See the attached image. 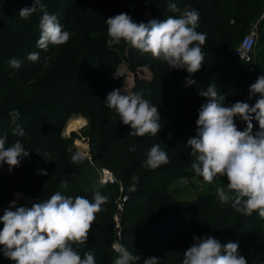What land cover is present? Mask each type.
Returning <instances> with one entry per match:
<instances>
[{
  "label": "trees",
  "instance_id": "obj_1",
  "mask_svg": "<svg viewBox=\"0 0 264 264\" xmlns=\"http://www.w3.org/2000/svg\"><path fill=\"white\" fill-rule=\"evenodd\" d=\"M165 1L182 4L184 0ZM246 1L220 3L221 14L234 19L225 30L223 40L213 24L199 28L203 30L200 33L215 44L216 54L213 53L210 68L202 74L195 73L191 79L195 77L196 83L201 85L204 77L209 78L210 84L216 85L217 93L224 96L226 107L238 101L254 105L259 96L249 98L248 89L258 77L264 76V46L257 48L252 64L233 54L246 34L245 23L237 20L252 15V6ZM32 3L33 0H0V136H6V148L19 141L30 151L11 172L6 164H0V216L13 201L16 207H30L50 199L56 192L73 199L83 196L92 200L94 192L99 191L108 201L96 214L85 244L73 245L81 256L86 251L92 252L96 264H114L110 242L116 200L121 196L125 199L119 212L120 243L141 257L137 264H143L148 257L157 258L158 264H181L183 253L193 244V238L209 235L222 245L238 243L239 254L245 257L247 264H264V250L254 244V240L250 241L257 233L264 236V221L256 212L245 216L236 212L231 202L221 204L217 196L211 195H200L193 202L181 201L169 190L175 180L194 173L191 164L195 157L190 155L191 148L186 143L195 136L198 110L206 102L198 90L184 89L188 78L186 70L171 69V76L167 72L162 79L156 75L150 79L136 78L130 89V94H140L157 107L160 131L156 135H128L131 129L119 121L114 110L105 106L106 96L118 87L116 78L110 75L112 69L107 66L108 61L119 62V58H123L129 69L140 61L156 64L148 54H141L123 41L109 47L105 21L126 13L134 22L144 23L146 13L155 11L156 0H110L106 4L91 0L83 10L78 9V5L74 7L75 0H41L62 28L70 15L78 14L79 20L74 21L70 39L65 44L50 46L49 60L39 57L35 62L29 60L28 55L39 52L37 41L42 12L38 8L27 19H21L18 14L22 8L32 7ZM256 32L264 39V16L257 21ZM13 58L21 61L19 68L9 65ZM104 59H107L105 64ZM224 59L241 72L250 69V77L241 81L243 86L238 98L226 94L225 88L211 81L216 75L213 70ZM165 66H168L166 62ZM71 114L88 120L83 132L87 156L76 152L73 138L77 136L71 133L65 137L61 133ZM234 122L238 130L245 129L246 124L239 117ZM253 125L254 134L259 128L255 120ZM18 127L23 129V136L14 134ZM157 144L168 154L169 163L150 170L143 164L151 147ZM133 145L136 150L130 152ZM73 157L78 159L73 160ZM102 168L115 178L113 183L99 182ZM41 170L47 175H40ZM134 176L138 181L136 191L132 192L129 188ZM221 177L222 187H226L227 179ZM14 194H17L15 200ZM2 227L0 224V229ZM0 264L15 262L0 252Z\"/></svg>",
  "mask_w": 264,
  "mask_h": 264
},
{
  "label": "clouds",
  "instance_id": "obj_2",
  "mask_svg": "<svg viewBox=\"0 0 264 264\" xmlns=\"http://www.w3.org/2000/svg\"><path fill=\"white\" fill-rule=\"evenodd\" d=\"M38 8L42 16L37 47L47 50L49 45L65 44L70 33L63 30L55 15L47 12L41 0H33L32 7L22 8L19 17L27 19ZM168 8L180 12L175 3H170ZM198 20L196 10H184L178 17L168 16L162 21L153 19L147 24L136 23L128 14L120 13L105 21L107 44L112 47L123 41L141 54H150L166 62L169 69L186 70L185 86H192L196 81L191 77L203 65L201 46L206 40L205 34L196 31ZM28 59L35 62L39 54L29 53ZM9 65L19 68L21 61L13 58ZM248 91L249 98L259 96L254 105L238 101L229 107L221 103L224 96L218 97L216 85H209L207 91L200 92L207 103L199 108L195 136L186 144L191 148L190 155L195 157L191 168L204 181L212 183L218 175L226 177V187L217 189L221 204L231 202L236 212L245 216L256 212L264 219V76L258 77ZM104 102L123 125L130 127L128 135L143 137L160 131L157 107L140 94L125 95L116 89ZM236 117L245 122L243 131L238 130L234 122ZM253 120L259 128L254 134ZM14 134L23 136L24 131L18 127ZM6 141V136H0V164H6L11 172L30 151L19 141L6 148ZM135 150V145L129 148L130 152ZM76 159L78 157H73ZM168 163V154L157 144L151 147L143 167L156 170ZM39 174L47 175L43 170ZM132 179L134 183L129 191L134 192L138 178ZM107 201L108 197L99 191L94 192L92 200L83 196L73 199L56 192L50 199L30 207H16L13 201L0 216L3 225L0 252L15 264H96L92 252L86 251L81 256L73 245L85 244L96 214L103 210L102 205ZM193 240L184 251L181 264H247L245 257L239 254L238 243L222 245L210 235ZM113 248L118 253L114 264H137L141 259L122 244H115ZM158 261L148 257L143 264H158Z\"/></svg>",
  "mask_w": 264,
  "mask_h": 264
},
{
  "label": "rangeland",
  "instance_id": "obj_3",
  "mask_svg": "<svg viewBox=\"0 0 264 264\" xmlns=\"http://www.w3.org/2000/svg\"><path fill=\"white\" fill-rule=\"evenodd\" d=\"M91 0H75V6L77 5V8L85 9V6H87L90 3ZM110 0H100L102 4H106ZM223 0H184L182 1V4L173 2L176 4L177 8L180 10V12H183L184 10H196L199 13V20L197 25V32H203L201 28L202 26L206 27L209 24L214 25V29L216 31V34L221 37V40H223L225 35V30L229 28L233 24L234 19L225 17L221 14L219 5ZM243 2V0H240ZM157 7L155 11L151 14L150 12L146 13L145 15V24H147L149 21L156 19V20H163L167 18L168 16H176L178 17L180 15V12H172L169 10L168 5L170 4V1L165 0H156ZM172 3V2H171ZM247 4L252 6L251 13L252 15L243 18L238 19L237 21L241 23H245V33L253 32L254 33V44L251 51V58L249 63L251 64L255 61L253 60L254 53L260 46H264V39H261L256 32V23L257 21L264 16V0L254 1V0H247ZM76 8V9H77ZM78 14L76 15H70V18H67L66 22H64L63 30L68 31L71 33L72 26L74 21L77 22ZM239 37L236 35V40H238ZM63 45V44H62ZM50 46L47 50H42L40 48H37L39 50L38 54L39 57L43 60H49L51 58V52ZM93 50V49H92ZM201 50L203 52V65L201 69L198 71L199 74H202L205 70L210 68L212 62H213V55L216 54V46L213 42L208 40L206 38L205 43L201 46ZM214 53V54H213ZM149 57L153 58L150 54H148ZM154 59V58H153ZM123 58H119V62L115 61L112 63L113 60H110L107 62V59H104V64H108L109 69L111 70L110 75L112 77L116 78V83L118 84V87L116 89H119L121 94L129 95L130 89L135 81L136 78H145L150 79L152 76L156 75L159 76L161 79L165 77L167 72H169V76L173 73L171 69H169L168 66H165V62L154 59L156 64L149 65L144 64L143 61L138 62L133 69H129L127 66V63H124L122 61ZM153 66V69H152ZM231 63L228 62L226 59L220 61V63L217 64L216 68L213 70L215 72V77L211 79V81L217 82L220 87L225 88V93L230 94L231 97L238 98L241 95L242 83L241 81L243 79L250 77V69L246 72H241L236 66L231 67ZM160 67V68H159ZM106 68V67H103ZM159 70L155 72V69ZM223 73L228 74L225 76ZM195 80V77L193 78ZM196 81V80H195ZM210 84V79L207 77H204V82L201 85H198L197 83L193 84L192 86H185L184 89L191 87L192 89L198 90L199 93L203 91H207V88ZM212 85V83L210 84ZM115 89V90H116ZM218 96H220L218 94ZM207 103V98L206 102ZM223 103V101H221ZM223 106H225V103H223ZM226 107V106H225ZM76 118H82L83 123L79 127L75 129L67 130V123L71 119ZM88 127V120L87 118H84L77 114H71L67 120L65 121V124L62 129V135L65 137H68L71 133H73V144L75 146L76 152L80 155L87 156L88 155V146H87V140L83 135V132ZM130 128L129 126H127ZM71 131V132H70ZM194 172V171H193ZM222 177L217 176L212 183H208L207 181H204L202 177L198 176L193 173L188 178H180L175 180L171 186L169 187V190L181 201L185 202H193L196 200L200 195H211V196H217V189L222 187ZM17 194H14V200L16 199ZM264 221V219H262ZM255 231L257 232L256 227H254ZM254 240V244H256L258 247H260L262 250H264V236H262L260 233H257L253 238L250 239L252 242Z\"/></svg>",
  "mask_w": 264,
  "mask_h": 264
},
{
  "label": "built area",
  "instance_id": "obj_4",
  "mask_svg": "<svg viewBox=\"0 0 264 264\" xmlns=\"http://www.w3.org/2000/svg\"><path fill=\"white\" fill-rule=\"evenodd\" d=\"M254 43V33L249 32L243 35L237 46L233 50L234 56H236L239 60L243 62H249L251 51H252V45ZM98 180L100 183H113L115 181V178L112 176V174L105 168L100 169L99 171V177ZM125 199L124 196L119 197L116 200V207L117 211L113 218V238L110 242V249L112 251V254L115 259L118 258V253L114 250L113 245L115 244H121L120 243V234H119V212L121 210L122 201Z\"/></svg>",
  "mask_w": 264,
  "mask_h": 264
},
{
  "label": "bare ground",
  "instance_id": "obj_5",
  "mask_svg": "<svg viewBox=\"0 0 264 264\" xmlns=\"http://www.w3.org/2000/svg\"><path fill=\"white\" fill-rule=\"evenodd\" d=\"M82 123H83L82 118L71 119L68 121L66 128H67V130H70V129L73 130V129L79 127L80 125H82Z\"/></svg>",
  "mask_w": 264,
  "mask_h": 264
}]
</instances>
